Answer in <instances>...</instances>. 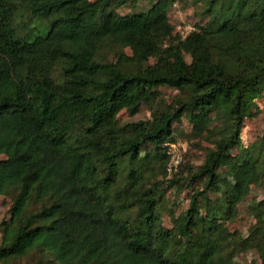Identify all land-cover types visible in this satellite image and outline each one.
<instances>
[{
  "label": "trees",
  "instance_id": "trees-1",
  "mask_svg": "<svg viewBox=\"0 0 264 264\" xmlns=\"http://www.w3.org/2000/svg\"><path fill=\"white\" fill-rule=\"evenodd\" d=\"M133 1L0 0V264L32 251L49 264H237L246 250L264 264V195L246 235L225 225L264 191V136L241 143L264 93V0H191L205 22L184 38L172 0L116 12ZM158 86L180 94L165 106ZM142 104L150 118L119 122ZM181 117L212 146L170 178L192 193L165 227L150 163L166 173L159 147Z\"/></svg>",
  "mask_w": 264,
  "mask_h": 264
},
{
  "label": "rangeland",
  "instance_id": "rangeland-1",
  "mask_svg": "<svg viewBox=\"0 0 264 264\" xmlns=\"http://www.w3.org/2000/svg\"><path fill=\"white\" fill-rule=\"evenodd\" d=\"M153 0H134L131 3H127L122 7L116 9L119 15H125L128 13L144 12L149 7ZM169 23L173 29L174 34H181L185 36L190 28H194L195 31L198 26L205 22V18L199 14V7L191 0H172V3L168 9ZM184 38V37H183ZM123 51L126 54H130V50L125 48ZM110 60H114L113 53ZM185 59L190 60L188 54H185ZM152 62V60H150ZM158 95V101L164 103V105L171 104L176 96H178L179 90L168 86H158L155 89ZM256 105L259 108V114L253 119H246L241 128V143L245 146L255 141L258 137L264 136V93L256 99ZM119 122L125 123L130 121H137L150 118V110L147 104H142L140 110L134 115H130L125 109L120 110L117 113ZM214 128V123H211V129ZM170 138L164 140L161 143L159 150L167 157L165 166L169 161V153L172 151L177 152L181 156V164L178 169L169 172L166 169V173L163 174V162L162 159L156 158L150 165L154 171L153 176H150L149 182H158L161 223L165 227H172L174 225V219L180 216L189 206L190 195L192 190L190 188L179 189L177 185L169 184L170 178L173 177L175 172L180 171V175L186 174V168H197L203 161L205 147H211L212 143L210 139L205 136L197 135L192 131V125L186 117H181L177 122H174L170 128ZM156 148V147H155ZM148 152H154V147L148 145L145 147ZM236 149L232 151L235 153ZM4 155H0V159H3ZM179 170V171H178ZM264 195L263 189L259 187H251L249 194L237 205V214L233 220L225 222V225L232 231L239 232L242 235H246L250 226L254 223V219L249 212V207L260 200ZM11 204L9 196L0 195V222L3 219L9 217L8 209ZM257 253L255 250L237 251L235 261L237 264H254L257 261ZM1 264H49L45 261H38L36 252L32 251L28 255L22 258H16L7 263ZM57 264V263H52Z\"/></svg>",
  "mask_w": 264,
  "mask_h": 264
},
{
  "label": "built area",
  "instance_id": "built-area-1",
  "mask_svg": "<svg viewBox=\"0 0 264 264\" xmlns=\"http://www.w3.org/2000/svg\"><path fill=\"white\" fill-rule=\"evenodd\" d=\"M190 29H191V31L195 30L194 28H190ZM191 31H189V32H191ZM185 36H182V38L185 37ZM169 155H170V157H169V161H168V164L166 166V169L169 172H172V170L176 171L178 169V167L180 166V164H181V156H180V154H178L175 151L170 152Z\"/></svg>",
  "mask_w": 264,
  "mask_h": 264
}]
</instances>
